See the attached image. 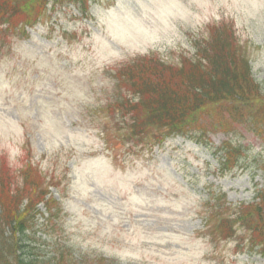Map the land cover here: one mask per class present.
I'll return each mask as SVG.
<instances>
[{
    "label": "rangeland",
    "instance_id": "obj_1",
    "mask_svg": "<svg viewBox=\"0 0 264 264\" xmlns=\"http://www.w3.org/2000/svg\"><path fill=\"white\" fill-rule=\"evenodd\" d=\"M89 11L58 2L30 37L0 39V174L34 185V200L48 191L21 243L72 264H264L244 228L227 239L213 219L224 210L214 196L233 213L262 186V136L217 127L151 150L126 143L119 116L99 109L115 96L110 69L149 53L176 63L223 21L264 87V0H95ZM229 139L243 151L225 172L215 149Z\"/></svg>",
    "mask_w": 264,
    "mask_h": 264
},
{
    "label": "trees",
    "instance_id": "obj_2",
    "mask_svg": "<svg viewBox=\"0 0 264 264\" xmlns=\"http://www.w3.org/2000/svg\"><path fill=\"white\" fill-rule=\"evenodd\" d=\"M89 1L0 0V39L4 40V32L9 31L29 37L27 28H34L44 18L50 5L74 3L87 13ZM205 29L207 36L199 37L193 43L194 51L182 53L176 63L150 53L112 68L115 96L99 109L119 116L126 143L138 139L152 150L169 136L197 139L217 131V127L231 136H237L240 127L264 136V87L254 77L235 25L223 21L207 24ZM215 151L223 158L220 166L225 172L242 154L234 139L224 141ZM261 169L264 177V164ZM0 182V264H72L64 260L63 252L52 260L32 253V247L27 250L28 243H21L29 238L39 212L38 202L48 191L44 189L34 200L28 196L34 185L28 181L17 186L7 179ZM213 198L224 199V210L213 214L215 232L231 239L242 227L253 250L259 247L264 254V185L254 202L237 205L233 213H229L233 205L227 204L224 193ZM46 204L54 206L57 202L50 198Z\"/></svg>",
    "mask_w": 264,
    "mask_h": 264
}]
</instances>
